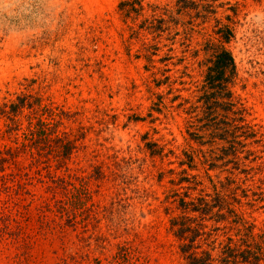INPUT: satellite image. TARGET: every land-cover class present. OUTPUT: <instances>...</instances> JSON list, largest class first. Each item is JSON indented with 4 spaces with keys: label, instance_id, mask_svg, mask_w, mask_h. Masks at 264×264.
I'll use <instances>...</instances> for the list:
<instances>
[{
    "label": "rangeland",
    "instance_id": "obj_1",
    "mask_svg": "<svg viewBox=\"0 0 264 264\" xmlns=\"http://www.w3.org/2000/svg\"><path fill=\"white\" fill-rule=\"evenodd\" d=\"M192 1L0 0V112L25 100L17 124L52 113L76 143L72 178L36 152L0 173V264H186L171 225L184 197H236L264 230V0ZM224 25L239 114L215 139L204 85ZM220 213L203 224L222 240Z\"/></svg>",
    "mask_w": 264,
    "mask_h": 264
},
{
    "label": "trees",
    "instance_id": "obj_2",
    "mask_svg": "<svg viewBox=\"0 0 264 264\" xmlns=\"http://www.w3.org/2000/svg\"><path fill=\"white\" fill-rule=\"evenodd\" d=\"M191 2L193 3L192 0H177L180 9L185 13L192 10L189 7ZM217 34H220L222 41L220 44H214L210 49L212 53L211 59L208 61L209 67L204 89L206 93L212 92L206 98L207 110L211 108L210 102L213 101L215 112L221 113L224 118L213 124L212 116H207L210 123L208 132L215 139L220 137L223 139V136L227 138L232 134L229 131L232 124V122L229 123V116L237 115L239 111H233L235 105L232 99L233 94L230 91V84L236 75L235 59L224 44L229 43L232 31L224 25ZM28 98L26 97V99ZM26 102L21 100V104H12L8 107L9 109L5 108L0 112V117L4 114L10 122L5 132L0 129V135L8 133L15 139V147L0 149V173H5L9 166L11 168L12 165H17L16 157L20 153L29 152L31 156H34V152H36L39 156L38 162L43 156L48 159L52 157L58 162V166L65 167L69 178H72V169L68 163L76 149L74 139H71L67 133L59 135L56 132L60 121L56 120L52 113H48L47 117H44L46 112L42 113L36 121L31 119L30 125L27 127L17 124L18 116L25 109ZM34 108L35 106L31 108V111H34ZM50 112L52 111L50 110ZM234 121L238 122L239 120L235 119ZM242 121L244 120L241 118L240 122ZM97 168L99 169L98 166ZM98 175L102 176L100 169ZM55 179L59 186L66 187L67 183L73 184L72 181L66 182L65 177L62 176L56 175ZM225 195L227 194L223 196L219 193L212 198L213 201H209L205 197L200 199L184 197L178 200L182 215L172 219L171 225L175 237L180 241V251L186 264H264V230L260 228V232H256L257 226L253 222L231 208L238 198L234 197L233 203H231V199ZM213 202L218 204L214 205ZM216 207L221 212L217 215L219 221L232 219L230 232H235L234 235L226 234V239L222 240L215 234L220 228L211 229L208 232L205 231L207 227L203 224L208 217L212 216ZM191 213H197L198 216L192 217ZM71 222H74L73 219Z\"/></svg>",
    "mask_w": 264,
    "mask_h": 264
}]
</instances>
